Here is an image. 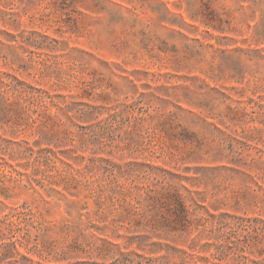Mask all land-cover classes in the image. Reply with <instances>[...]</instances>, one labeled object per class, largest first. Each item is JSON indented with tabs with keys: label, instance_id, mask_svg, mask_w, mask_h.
Listing matches in <instances>:
<instances>
[{
	"label": "rangeland",
	"instance_id": "obj_1",
	"mask_svg": "<svg viewBox=\"0 0 264 264\" xmlns=\"http://www.w3.org/2000/svg\"><path fill=\"white\" fill-rule=\"evenodd\" d=\"M0 264H264V0H0Z\"/></svg>",
	"mask_w": 264,
	"mask_h": 264
}]
</instances>
